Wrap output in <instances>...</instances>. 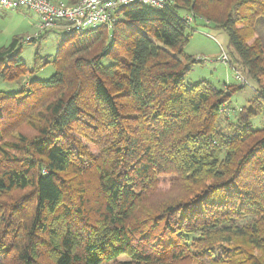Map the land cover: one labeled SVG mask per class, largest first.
Returning <instances> with one entry per match:
<instances>
[{
  "label": "trees",
  "instance_id": "obj_1",
  "mask_svg": "<svg viewBox=\"0 0 264 264\" xmlns=\"http://www.w3.org/2000/svg\"><path fill=\"white\" fill-rule=\"evenodd\" d=\"M167 2L64 33L52 59L37 46L30 68L22 38L0 48V80L28 75L0 90L1 264L9 248L17 264H264V0ZM192 22L223 30L219 60L256 84L234 120L244 85L185 83L206 60L185 51Z\"/></svg>",
  "mask_w": 264,
  "mask_h": 264
},
{
  "label": "rangeland",
  "instance_id": "obj_2",
  "mask_svg": "<svg viewBox=\"0 0 264 264\" xmlns=\"http://www.w3.org/2000/svg\"><path fill=\"white\" fill-rule=\"evenodd\" d=\"M37 19L38 15L34 11L27 8H0V48L8 46L15 36L22 38V57L29 68L35 64L34 55L37 46H40L39 51L41 55L49 56L52 59L56 54L58 44L61 42L62 37L64 36V30L59 27H55L50 29L48 34L44 37H39V39L34 38V40L26 41L25 39L27 36L34 37L37 27ZM191 27L196 29V32H194L189 43L185 46V51L196 58H206V60L202 62H196L191 66L189 72L186 75V85L189 87L203 79L210 80L218 86H222L225 83L228 85L239 84L232 65L223 63L219 60V57L222 55V50L219 43L223 44L226 50L229 52L227 34L223 30L217 29L214 26L205 25L202 22L198 24L196 22H192ZM259 34L264 36V25L260 26ZM111 61L112 59L105 60L106 63ZM54 71L55 69L53 63H47L43 66L39 73L34 75V78L45 79L53 74ZM27 79L28 75L26 78H22L20 81L16 82H5L0 80V90L10 93L16 92L24 85ZM255 89L256 84L253 80H251V86H244L243 88L237 89L231 96V104L229 107L225 106L222 109L223 115L231 120H234L236 114L239 112V110H241V108L249 106V99L254 94ZM18 118L19 112L17 111L16 122L14 124L16 126L19 124V122H22V120ZM251 121L254 126L259 127L264 121V116L259 114ZM24 130L29 131V129ZM67 131V135L73 138L74 143L80 147L78 149H81L82 153H80L82 154L83 158L88 159L90 156H95L97 151L91 145L93 144V140L89 139V132H86L85 130L82 131L75 126L69 128ZM31 133H33V131H31ZM87 190L89 189L87 188ZM11 252H13V250L12 248H9V254L7 253L5 255L2 264H17L12 256L13 253ZM42 252H40L41 259L43 257L45 260H51L49 255L46 254L45 256V254ZM120 258L126 257L123 256Z\"/></svg>",
  "mask_w": 264,
  "mask_h": 264
},
{
  "label": "built area",
  "instance_id": "obj_3",
  "mask_svg": "<svg viewBox=\"0 0 264 264\" xmlns=\"http://www.w3.org/2000/svg\"><path fill=\"white\" fill-rule=\"evenodd\" d=\"M135 3L162 8L168 2L167 0H0V8H27L38 15L34 37L27 36L25 39L30 41L34 38L38 39L42 32L55 27L64 30L65 34L100 26L111 28L118 20V11ZM221 59L224 62L228 61L225 51ZM235 75L240 84L251 86V80L240 70H236Z\"/></svg>",
  "mask_w": 264,
  "mask_h": 264
}]
</instances>
